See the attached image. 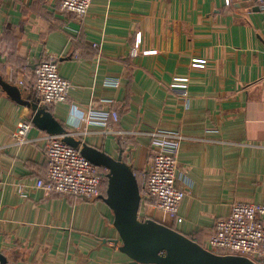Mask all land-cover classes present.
I'll return each instance as SVG.
<instances>
[{
    "label": "crops",
    "instance_id": "crops-1",
    "mask_svg": "<svg viewBox=\"0 0 264 264\" xmlns=\"http://www.w3.org/2000/svg\"><path fill=\"white\" fill-rule=\"evenodd\" d=\"M138 54L132 56L131 49ZM54 59L72 87L50 105L33 68ZM0 76L46 106L71 135L123 159L142 179L149 132L181 135L177 220L152 217L207 244L234 201L264 204V3L258 0H92L78 19L59 0H0ZM88 108L116 110L106 125ZM31 109L0 86V264H129L113 213L99 196L36 187L45 135L12 133ZM21 187L27 196L19 192ZM106 190V189H105Z\"/></svg>",
    "mask_w": 264,
    "mask_h": 264
},
{
    "label": "built area",
    "instance_id": "built-area-1",
    "mask_svg": "<svg viewBox=\"0 0 264 264\" xmlns=\"http://www.w3.org/2000/svg\"><path fill=\"white\" fill-rule=\"evenodd\" d=\"M91 1L59 0V8L82 19ZM258 1L264 3V0ZM136 54L137 49L132 48L131 55ZM33 87L40 101L50 105L67 101L72 85L59 74L54 59H45L34 68ZM118 119L116 110L88 108L85 120L87 123L106 125L109 132L122 134L112 127ZM31 127V118L28 115L21 117L12 133L14 141L20 144L32 141L29 137ZM149 135L146 169L141 174V205L144 209L153 205L162 220H177L179 204L186 194L176 184L181 135L155 131L149 132ZM44 154L47 167L36 187L84 199L102 193L107 170L92 164L78 149L65 143L61 136L45 135ZM19 192L23 197L27 196L21 187ZM204 247L218 254L242 255L257 264H264V204L234 201L229 213L215 221Z\"/></svg>",
    "mask_w": 264,
    "mask_h": 264
},
{
    "label": "water",
    "instance_id": "water-1",
    "mask_svg": "<svg viewBox=\"0 0 264 264\" xmlns=\"http://www.w3.org/2000/svg\"><path fill=\"white\" fill-rule=\"evenodd\" d=\"M0 86L13 100L31 109V122L48 134L59 135L92 164L107 170V186L101 199L113 213V226L119 234V249L129 264H257L246 256L218 254L194 238L152 217L139 214L140 187L133 167L80 138L71 135L46 106L23 98L20 88L0 76Z\"/></svg>",
    "mask_w": 264,
    "mask_h": 264
},
{
    "label": "trees",
    "instance_id": "trees-1",
    "mask_svg": "<svg viewBox=\"0 0 264 264\" xmlns=\"http://www.w3.org/2000/svg\"><path fill=\"white\" fill-rule=\"evenodd\" d=\"M43 60H45V59H41V60H39L37 63H36V65L40 62V61H43ZM35 65V66H36ZM35 68V67H34ZM34 68H33V76H34ZM36 92V91H35ZM136 175V174H135ZM136 177H137V180H138V184H139V187H140V189H141V184H142V179L140 180V177L138 176V174L136 175ZM106 186H107V179L104 181V191H105V189H106Z\"/></svg>",
    "mask_w": 264,
    "mask_h": 264
}]
</instances>
